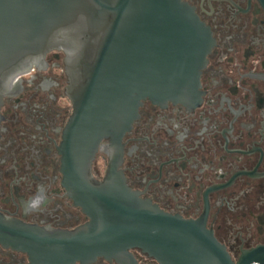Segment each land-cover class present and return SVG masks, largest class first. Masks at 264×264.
<instances>
[{
	"label": "water",
	"instance_id": "water-1",
	"mask_svg": "<svg viewBox=\"0 0 264 264\" xmlns=\"http://www.w3.org/2000/svg\"><path fill=\"white\" fill-rule=\"evenodd\" d=\"M214 45L185 0H0V108L8 83L67 53L73 112L59 146L65 185L89 218L74 230L26 224L0 214V243L36 264H83L99 256L138 264V248L159 264H264V244L232 258L203 219H186L142 199L126 183L122 139L150 100L196 106ZM2 117L0 115V121ZM109 140L102 181L92 174Z\"/></svg>",
	"mask_w": 264,
	"mask_h": 264
},
{
	"label": "flooded vegetation",
	"instance_id": "flooded-vegetation-1",
	"mask_svg": "<svg viewBox=\"0 0 264 264\" xmlns=\"http://www.w3.org/2000/svg\"><path fill=\"white\" fill-rule=\"evenodd\" d=\"M211 30L214 45L201 76V103L150 100L122 143L119 170L140 198L186 219H203L234 260L264 244V0H185ZM67 53L50 51L7 85L0 108V214L26 224L74 230L89 221L65 185L59 146L73 112ZM109 140L92 174L104 180ZM39 185L41 211L23 201ZM138 264H159L140 249ZM0 264H36L27 251L0 243ZM74 264H83L80 261ZM86 264H121L99 256Z\"/></svg>",
	"mask_w": 264,
	"mask_h": 264
},
{
	"label": "clouds",
	"instance_id": "clouds-1",
	"mask_svg": "<svg viewBox=\"0 0 264 264\" xmlns=\"http://www.w3.org/2000/svg\"><path fill=\"white\" fill-rule=\"evenodd\" d=\"M48 201V192L44 185H39L35 195L23 201L25 215L39 212Z\"/></svg>",
	"mask_w": 264,
	"mask_h": 264
},
{
	"label": "built area",
	"instance_id": "built-area-1",
	"mask_svg": "<svg viewBox=\"0 0 264 264\" xmlns=\"http://www.w3.org/2000/svg\"><path fill=\"white\" fill-rule=\"evenodd\" d=\"M252 264H262V263H259V262H254V263H252Z\"/></svg>",
	"mask_w": 264,
	"mask_h": 264
}]
</instances>
